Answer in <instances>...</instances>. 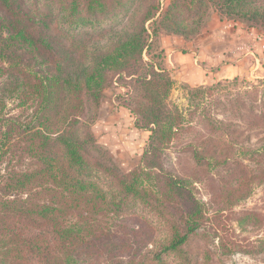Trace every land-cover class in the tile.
<instances>
[{"label": "trees", "instance_id": "trees-1", "mask_svg": "<svg viewBox=\"0 0 264 264\" xmlns=\"http://www.w3.org/2000/svg\"><path fill=\"white\" fill-rule=\"evenodd\" d=\"M208 3L221 17L264 27V0H170L164 10L150 0H0V158L11 152L18 166L27 150L37 165L11 168L6 177L0 173V264H167L168 257L177 264H209L188 251L202 203L187 193L181 178L168 177L163 196L192 204L176 217L170 205L155 204L157 197L141 179L150 158L180 128L177 107L168 103L171 73L144 60L156 31L149 34L145 24L161 17L170 33L192 37L209 18ZM42 4L46 12L39 11ZM114 74L135 78L122 105L137 128L150 131L141 163L126 172L109 161L90 160L89 144L102 147L80 131L85 124L79 114L101 106V92ZM9 99L34 107L30 122L7 117ZM26 128L23 150L19 139ZM15 137L18 150L11 151ZM45 182L52 184L45 189L50 197L40 200ZM141 211L159 225L144 250L125 234V225L118 234L104 220L109 213Z\"/></svg>", "mask_w": 264, "mask_h": 264}, {"label": "rangeland", "instance_id": "rangeland-1", "mask_svg": "<svg viewBox=\"0 0 264 264\" xmlns=\"http://www.w3.org/2000/svg\"><path fill=\"white\" fill-rule=\"evenodd\" d=\"M31 1L37 0H22V4H31ZM150 1L158 2L164 10L170 0ZM207 8L209 18L214 11L220 18L229 20L221 17L211 3ZM39 11L46 12L43 4ZM145 25L149 34L156 30L149 43L151 47L144 53L147 61L151 60L156 38L170 32L161 17ZM256 29L264 34V27ZM187 33L192 35L195 31ZM107 84L101 92V106L98 109L93 106L90 111L79 114L85 124L80 131L93 136L102 147L89 144L86 155L90 160L109 161L119 172H126L141 163L140 157L150 131L137 128L128 111L116 110L122 105L121 97L128 87L135 86V78L126 74L117 78L114 74L108 78ZM205 86L195 93L190 86L172 85L168 103L177 107L180 128L157 152V157L150 158L149 166L144 167L145 174L141 175L142 185L157 197L156 205H170V214L176 217L183 214L182 210L188 212L192 204H186L181 198L174 202L171 195L163 196L168 177L181 178L187 193L202 203L204 211L200 226L188 244L193 259L196 257L197 261L209 264H264V68L258 78L242 75ZM17 101L7 100V117L17 116L23 123L30 122L34 107L18 106ZM27 133L26 128L19 139L23 150L29 142ZM11 141L14 144L11 151H17L18 137ZM105 148L108 154L103 151ZM16 161L17 157L11 152L6 153L3 160L0 158L3 177L11 168L25 171L37 168L27 150L18 166ZM154 161L155 166H152ZM43 185L40 200L50 197L45 194V189L52 184L45 182ZM8 198L11 197L8 195ZM183 204H186L185 208ZM149 217L145 211L138 214L109 213L104 220L118 234L123 232L121 225H125V234L136 239L144 250L158 234L159 225ZM166 263L177 264L178 260L168 257Z\"/></svg>", "mask_w": 264, "mask_h": 264}, {"label": "crops", "instance_id": "crops-1", "mask_svg": "<svg viewBox=\"0 0 264 264\" xmlns=\"http://www.w3.org/2000/svg\"><path fill=\"white\" fill-rule=\"evenodd\" d=\"M154 43L151 60L170 72L176 85L204 86L242 75L258 78L264 68L263 32L214 11L196 35L165 33ZM116 110L129 112L124 105Z\"/></svg>", "mask_w": 264, "mask_h": 264}]
</instances>
